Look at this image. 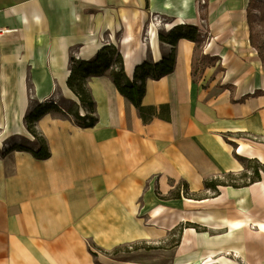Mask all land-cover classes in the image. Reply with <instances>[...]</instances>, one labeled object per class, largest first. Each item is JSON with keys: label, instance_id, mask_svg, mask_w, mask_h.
Wrapping results in <instances>:
<instances>
[{"label": "crops", "instance_id": "obj_1", "mask_svg": "<svg viewBox=\"0 0 264 264\" xmlns=\"http://www.w3.org/2000/svg\"><path fill=\"white\" fill-rule=\"evenodd\" d=\"M255 1L264 29V0ZM248 6L0 0V148L14 136L35 139L26 124L34 104L68 97L80 108L68 86L71 60L88 61L105 47L91 52V30L122 39L132 21L134 48L152 30L145 60L176 53L174 71L149 77L143 96L144 105L169 112L159 108L145 123L108 75L91 76L93 127L78 125L60 106L36 122L49 158L0 154V264H264V171L247 186L205 187L207 179L246 171L242 159L264 167V61L251 44ZM181 25L210 36L205 53L213 64L198 79L196 42L159 37ZM117 45L134 80L137 66L128 71ZM180 183L186 194L171 197ZM190 229L192 244L184 246Z\"/></svg>", "mask_w": 264, "mask_h": 264}, {"label": "trees", "instance_id": "obj_2", "mask_svg": "<svg viewBox=\"0 0 264 264\" xmlns=\"http://www.w3.org/2000/svg\"><path fill=\"white\" fill-rule=\"evenodd\" d=\"M255 0H249L248 6V21L251 28V44L253 47L260 50L259 36L254 31V19L255 15L252 10L255 7ZM187 30L189 32H187ZM160 40L163 42H169L172 45H176L178 39L186 38L191 41L199 43L202 38L205 37L198 30L196 26L192 25H181L176 28H173L169 32L161 31L159 34ZM112 48V44L106 45L103 49H101L97 55L88 60H76L72 58L71 60V75L68 79L69 88L78 96L81 102V106L87 112L85 116H81L79 111L74 112V121L82 126V127H93L97 122L96 115V107L95 100L87 86V79L91 76H100V75H108L119 92L126 96L137 108L139 111L140 117L143 119L145 123L150 122L157 114L159 108L161 110H168L166 105H161L159 108L156 106H146L143 104V96L146 92V83L149 77L151 78H160L163 75H167L174 71L175 63H176V53L175 48L172 51L165 55L160 62H153L151 60H145L142 64L137 65L134 80H131L125 73L123 66V57L121 54L118 55V58L115 61V65H113V58H110L107 55V52ZM114 53V52H113ZM196 54V53H195ZM260 56L264 61V55L260 52ZM208 58L207 56H202V59ZM113 67V68H111ZM111 68V71L107 70ZM206 66L200 68L197 67V60L194 58L193 60V76H197V72L199 71V75H202ZM60 104L54 102L53 100L45 101L43 103H36L30 110V112L26 116V124L28 131L34 136V140H26V144L12 142L6 143L5 149L1 155H4L10 151L18 150V151H28L37 159H47L51 156V152L49 146L47 144L46 139L42 136L40 132H38L36 128V122L43 117L44 115L50 113L51 111H59ZM27 138H24L25 140ZM252 160V159H250ZM258 163V162H257ZM264 171V167L259 165L254 166V172L250 176L249 182L239 183L237 182V176L239 174L230 172L224 174L222 176L213 177L207 179L205 181V187L207 189H211L212 191L218 192L219 186H233V187H242L255 183L256 181L261 180L262 175L260 170ZM247 176V172L244 171L241 173V177L243 178ZM180 186L187 187L186 183H180L179 188L172 192L171 197H181V188ZM187 191V190H186ZM128 249V248H126Z\"/></svg>", "mask_w": 264, "mask_h": 264}, {"label": "rangeland", "instance_id": "obj_3", "mask_svg": "<svg viewBox=\"0 0 264 264\" xmlns=\"http://www.w3.org/2000/svg\"><path fill=\"white\" fill-rule=\"evenodd\" d=\"M256 13V12H255ZM257 14V17L255 18L254 20V27H255V31L257 32L258 36H259V46H260V50L262 52V54L264 55V29H263V26H262V22H261V18L263 16V10H262V14L260 13H256ZM203 22V21H202ZM198 28V27H197ZM199 30V28H198ZM187 32H189L187 30ZM201 32V31H200ZM203 34V33H201ZM109 36H110V33H106L105 34V38L106 40L109 39ZM203 37L202 39L203 40H200L199 43H197L196 45V54H195V58L197 60V67L201 69V67L203 66H211L213 64V59L211 57V55L208 53H205V49H206V46H207V43L209 42V34L205 33L203 34ZM121 33L120 34H117V41H119L121 39ZM112 46L114 48H112L110 51L107 52V55L110 57V58H113V65H115V61L116 59L118 58V55L120 54V51H119V48H118V45L117 44H112ZM114 52V53H113ZM202 56H207L208 58H204L202 59ZM73 58L76 60H78L76 57L73 56ZM113 68V67H111ZM111 68L108 69L107 71L110 72L111 71ZM199 71L197 72V79L199 78ZM50 100V99H49ZM60 100V106L61 108H63L64 110H66L67 113H64V114H69L70 116L73 117L74 119V112L75 111H79L80 115H81V108L84 109L81 105H80V108H78L75 104H74V101L68 97H63ZM48 101V100H47ZM57 102V101H56ZM35 105V104H34ZM60 112H62L61 110H59ZM86 111H84V114L86 115ZM84 115V116H85ZM82 116V115H81ZM25 137L24 136H14V137H11V139H9L7 142H18V143H24L26 144V140H29L28 138L23 140ZM5 146H6V143L5 145H3L2 148H0V154L3 153L4 149H5ZM242 162H243V166H244V169L246 168V172H247V176L243 177V178H240L241 177V173H243L244 171H242L241 173H239V175L237 176V182L239 183H244V182H249L250 181V176L253 174L254 172V166L257 165V161L255 160H248V159H242ZM183 191V193L186 194V189H184V187L181 189V192ZM174 241V240H173ZM236 253L233 252V255H231V259L233 260H236L238 262H243L241 258H237L235 257ZM207 260V259H206Z\"/></svg>", "mask_w": 264, "mask_h": 264}, {"label": "bare ground", "instance_id": "obj_4", "mask_svg": "<svg viewBox=\"0 0 264 264\" xmlns=\"http://www.w3.org/2000/svg\"><path fill=\"white\" fill-rule=\"evenodd\" d=\"M141 27V26H140ZM141 29V28H140ZM127 30L128 34H126L120 41H117L115 33L112 32V34L109 36V39L106 40L105 36H98V34L95 32V30L90 31V37L89 40L91 41L92 47H91V52L93 51H99L103 46H106L107 44H121L122 42V52L124 56H126V63H127V68L130 73L135 68V65L137 66L138 64H142L145 61L146 55H147V43L149 40V35L152 33V30L147 32L145 35H141V39H139L138 42V47L134 48V44L136 41L135 35H134V23L132 21H129L127 23ZM144 34V33H143ZM146 38H145V37ZM43 102V100H42ZM246 147L242 146L239 149V152H245ZM261 189H264V185H261ZM249 226V225H247ZM254 228V227H252ZM194 229H190L189 231L186 232L185 238H184V246L185 245H191L193 238L192 235L194 234ZM231 255H233V252H231ZM237 258H240L239 254L234 255ZM210 259V258H209ZM206 261H199L194 264H206ZM205 262V263H204Z\"/></svg>", "mask_w": 264, "mask_h": 264}, {"label": "built area", "instance_id": "obj_5", "mask_svg": "<svg viewBox=\"0 0 264 264\" xmlns=\"http://www.w3.org/2000/svg\"><path fill=\"white\" fill-rule=\"evenodd\" d=\"M202 2H205V0H201ZM50 101V100H49ZM56 102V100H53ZM82 116H84L85 114L84 113H81Z\"/></svg>", "mask_w": 264, "mask_h": 264}]
</instances>
